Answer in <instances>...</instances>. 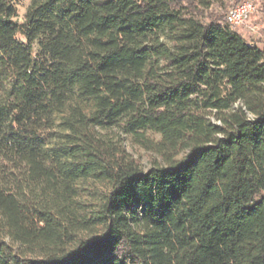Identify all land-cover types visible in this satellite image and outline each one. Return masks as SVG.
<instances>
[{
    "label": "trees",
    "instance_id": "16d2710c",
    "mask_svg": "<svg viewBox=\"0 0 264 264\" xmlns=\"http://www.w3.org/2000/svg\"><path fill=\"white\" fill-rule=\"evenodd\" d=\"M21 1L0 0V264H264V48L217 0Z\"/></svg>",
    "mask_w": 264,
    "mask_h": 264
},
{
    "label": "rangeland",
    "instance_id": "374dc122",
    "mask_svg": "<svg viewBox=\"0 0 264 264\" xmlns=\"http://www.w3.org/2000/svg\"><path fill=\"white\" fill-rule=\"evenodd\" d=\"M243 1H250L256 5V12L252 15L245 26L241 28H234L239 33H241L248 41L253 42L264 48V0H217L215 3L214 11L222 13L226 16L229 10L233 8L236 4ZM29 6L28 0H22L18 4L19 20L22 21L24 14ZM212 121L216 123L213 118ZM113 132L122 134L119 130H113ZM125 145L129 152H131L135 158L139 159L145 169L150 167L149 160L151 159L150 154L144 149L140 148L137 144L133 142L131 138L125 136Z\"/></svg>",
    "mask_w": 264,
    "mask_h": 264
},
{
    "label": "built area",
    "instance_id": "2783aa9c",
    "mask_svg": "<svg viewBox=\"0 0 264 264\" xmlns=\"http://www.w3.org/2000/svg\"><path fill=\"white\" fill-rule=\"evenodd\" d=\"M257 8L253 2L243 1L231 8L226 16V21L233 28L245 26L249 18L255 14Z\"/></svg>",
    "mask_w": 264,
    "mask_h": 264
}]
</instances>
